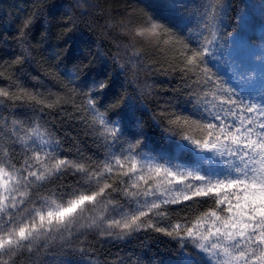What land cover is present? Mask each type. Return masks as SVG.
<instances>
[{
	"label": "snow or ice",
	"instance_id": "snow-or-ice-1",
	"mask_svg": "<svg viewBox=\"0 0 264 264\" xmlns=\"http://www.w3.org/2000/svg\"><path fill=\"white\" fill-rule=\"evenodd\" d=\"M171 6L177 18L167 23L148 15L125 26L131 39L124 56L129 64L142 63L136 45L147 43L166 57L165 74L180 76L191 109L165 106L152 117L153 127L178 141L175 156H151L143 123L136 120V131L124 123L134 117L133 98L121 93L108 105L99 103L111 87L107 73L86 90L77 84L99 54L64 73L68 99L83 100L79 119L103 148L96 157L78 150L74 158H61L63 142L45 111L59 109V98L50 99L54 93L0 87V264H92L93 241L130 244L151 234L199 249L207 264H264V91L253 98L243 87L258 76L264 90V53L257 73L245 39L247 16L240 15L235 33L222 26L231 3L172 0ZM43 11L25 16L14 37L19 54L11 63L20 72L32 62L30 33ZM75 24L69 17L64 25L66 44ZM117 49L112 59L123 69ZM219 67L230 79L214 70ZM214 157L226 173L208 166L217 163ZM66 178L75 183L53 187ZM177 206L183 216L176 215ZM116 264L138 260L129 254Z\"/></svg>",
	"mask_w": 264,
	"mask_h": 264
},
{
	"label": "trees",
	"instance_id": "trees-1",
	"mask_svg": "<svg viewBox=\"0 0 264 264\" xmlns=\"http://www.w3.org/2000/svg\"><path fill=\"white\" fill-rule=\"evenodd\" d=\"M133 3L122 6L110 0H0V87H7L9 91H16V86L27 88L32 93L40 92L45 97L49 92L59 98V109H46L50 115L52 131L61 139L64 151L61 158H74L78 150L85 156L96 157L103 148L96 142L92 128L79 119L82 113L77 106L83 104L79 96H75V104L68 99V79L65 72L76 71L87 62L89 56L97 55V62L90 68L80 72L77 84L86 90L93 78L102 77L107 73L111 77V87L101 97L99 103L108 105L117 95L123 93L133 98L134 117L125 120L132 131H136V120L143 123L148 132L147 145L155 151L171 150V143L160 128L153 127V114H158L162 107L170 106L175 111L191 109L187 90L179 75L165 74L168 71L166 57L151 48L147 43L136 45V50L143 56L142 63L135 65L127 63L124 56V45L130 41L125 26H135L142 22L148 14L160 17L161 5L172 4V0H132ZM232 7L231 16L227 23L231 29L238 27L240 15L243 14L246 0H229ZM43 7V14L36 18L30 33L32 62L24 66L25 71L11 62L19 49L14 37L18 27L25 16ZM177 18V12L174 14ZM69 17L75 20L73 32L74 39L66 44L64 25ZM175 19H164L169 22ZM120 45V54L124 56L119 63L125 64L121 69L112 59ZM59 53V59L56 54ZM150 82V84H149ZM146 87L142 100L137 97L134 85ZM166 100V102H164ZM141 102L144 104H141ZM194 102V101H193ZM22 101H15L19 106ZM22 111V109H18ZM90 120V117H86ZM119 120L120 117H114ZM74 180L66 178L58 180L53 185L61 190L74 184ZM183 206H177L176 215L183 216ZM195 212V208L192 209ZM189 212V215L192 214ZM94 256L91 259L95 264H116L118 256L125 257L134 254L138 264H207L197 252L189 245L179 248L175 241L161 234L143 236L142 239L132 241L130 244L97 243ZM186 258V259H185ZM21 264H25L21 261Z\"/></svg>",
	"mask_w": 264,
	"mask_h": 264
},
{
	"label": "rangeland",
	"instance_id": "rangeland-1",
	"mask_svg": "<svg viewBox=\"0 0 264 264\" xmlns=\"http://www.w3.org/2000/svg\"><path fill=\"white\" fill-rule=\"evenodd\" d=\"M110 1L116 4H120L122 6H126V4L133 3L132 0H110ZM200 2L206 3L208 2V0H200ZM225 2L228 3L229 0H225ZM175 12L176 10L173 7L163 4L161 5V8H160V11H158V14L160 15V17L169 19L171 17L176 18V16L174 15ZM243 14L247 16V19L249 21L248 27L245 32V39L250 44L249 56L252 59V66L255 67L257 70V73H259L260 66L262 63L260 56L262 53H264V0H246V5L244 8ZM148 15L154 16L153 14H148ZM221 23H222V26L226 25L228 30L234 33L239 30L238 27L231 29V27L227 23V19L223 20ZM213 63L215 64V62ZM214 70H218L225 80L230 79V73H228L225 68L219 67L218 69L214 68ZM134 87L137 91V97L142 100V96H144L146 93V87L139 86L138 84L134 85ZM243 87H244V94L249 95L253 98H259V96L261 95V92L264 91L260 87L258 76L254 79V82L252 84L244 85ZM238 91H239V88H238ZM164 102H166V100ZM141 104L144 107V104L142 102ZM165 137L171 143V150L155 151L152 148H150L147 144L144 150L148 152L151 156H162V155L163 156H175L176 155V144L178 143V141H176L173 137H170L167 134L165 135ZM208 155H211V154H208ZM180 159L187 160L188 155L183 154L181 155ZM214 159L217 160V163L209 164L208 166L214 168L217 171H220L221 173H226L228 171V168L226 165H224L223 161L219 160V158L217 157H214ZM196 250L198 254L203 259H205V261L207 262V258L204 256V254L201 253L199 249H196ZM92 264H95L93 260H92ZM178 264H186V262L182 260V261H179Z\"/></svg>",
	"mask_w": 264,
	"mask_h": 264
}]
</instances>
